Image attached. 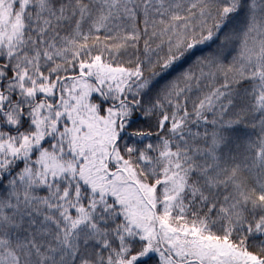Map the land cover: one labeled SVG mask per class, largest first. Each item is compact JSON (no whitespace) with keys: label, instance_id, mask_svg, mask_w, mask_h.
<instances>
[{"label":"snow or ice","instance_id":"obj_1","mask_svg":"<svg viewBox=\"0 0 264 264\" xmlns=\"http://www.w3.org/2000/svg\"><path fill=\"white\" fill-rule=\"evenodd\" d=\"M0 264H264V0H0Z\"/></svg>","mask_w":264,"mask_h":264}]
</instances>
